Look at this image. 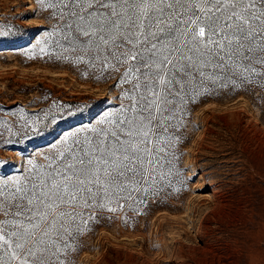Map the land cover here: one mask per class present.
Segmentation results:
<instances>
[{
    "label": "snow or ice",
    "instance_id": "snow-or-ice-1",
    "mask_svg": "<svg viewBox=\"0 0 264 264\" xmlns=\"http://www.w3.org/2000/svg\"><path fill=\"white\" fill-rule=\"evenodd\" d=\"M38 2L57 59L118 74L124 87L118 106L46 163L0 178V264H67L97 213L171 183L188 101L264 83V0Z\"/></svg>",
    "mask_w": 264,
    "mask_h": 264
},
{
    "label": "rangeland",
    "instance_id": "rangeland-1",
    "mask_svg": "<svg viewBox=\"0 0 264 264\" xmlns=\"http://www.w3.org/2000/svg\"><path fill=\"white\" fill-rule=\"evenodd\" d=\"M53 24L38 0H0V178L120 102L118 74L56 58ZM176 136L171 183L97 213L67 264H264V83L188 101Z\"/></svg>",
    "mask_w": 264,
    "mask_h": 264
},
{
    "label": "bare ground",
    "instance_id": "bare-ground-1",
    "mask_svg": "<svg viewBox=\"0 0 264 264\" xmlns=\"http://www.w3.org/2000/svg\"><path fill=\"white\" fill-rule=\"evenodd\" d=\"M255 121V120H254ZM213 189V188H212ZM213 193H214V191H213ZM216 193V192H215ZM213 195V194H212ZM205 198V197H204ZM218 199V198H217ZM213 201L215 202V200L213 199ZM142 254V253H141Z\"/></svg>",
    "mask_w": 264,
    "mask_h": 264
}]
</instances>
